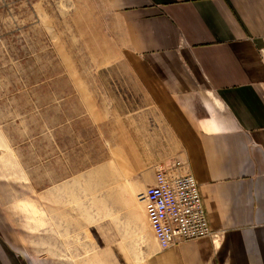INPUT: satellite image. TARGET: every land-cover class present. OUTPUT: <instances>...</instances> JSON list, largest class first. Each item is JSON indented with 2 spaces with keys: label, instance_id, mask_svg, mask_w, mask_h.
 Instances as JSON below:
<instances>
[{
  "label": "rangeland",
  "instance_id": "rangeland-1",
  "mask_svg": "<svg viewBox=\"0 0 264 264\" xmlns=\"http://www.w3.org/2000/svg\"><path fill=\"white\" fill-rule=\"evenodd\" d=\"M122 46L103 0H0V199L44 264L150 254L140 178L167 135Z\"/></svg>",
  "mask_w": 264,
  "mask_h": 264
},
{
  "label": "crops",
  "instance_id": "crops-1",
  "mask_svg": "<svg viewBox=\"0 0 264 264\" xmlns=\"http://www.w3.org/2000/svg\"><path fill=\"white\" fill-rule=\"evenodd\" d=\"M103 1L167 135L145 165L186 164L222 233L164 250L154 240L144 264H264V0ZM10 221L0 199V264H44Z\"/></svg>",
  "mask_w": 264,
  "mask_h": 264
},
{
  "label": "built area",
  "instance_id": "built-area-1",
  "mask_svg": "<svg viewBox=\"0 0 264 264\" xmlns=\"http://www.w3.org/2000/svg\"><path fill=\"white\" fill-rule=\"evenodd\" d=\"M153 182L141 193L146 221L158 247L209 238L216 242L221 231L211 229L200 190L184 163L153 167Z\"/></svg>",
  "mask_w": 264,
  "mask_h": 264
}]
</instances>
